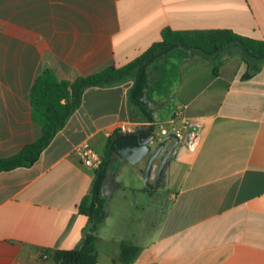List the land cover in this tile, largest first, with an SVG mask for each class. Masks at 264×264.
Wrapping results in <instances>:
<instances>
[{
	"label": "crops",
	"instance_id": "0c3cea01",
	"mask_svg": "<svg viewBox=\"0 0 264 264\" xmlns=\"http://www.w3.org/2000/svg\"><path fill=\"white\" fill-rule=\"evenodd\" d=\"M162 27L264 39V0H0V156L38 134L29 88L40 68L72 79L120 66ZM134 70L83 88L31 163L0 170V264H53L52 249L81 242L90 219L77 204L94 169L74 153L78 143L103 157L108 135L123 134L120 123L164 121L176 108L197 125L198 145L179 141L154 187L142 180L144 159L109 153L94 264H264V59L247 64L235 45L210 56L168 48L143 70L139 99L151 119L130 112ZM122 241L138 246L128 262L117 259Z\"/></svg>",
	"mask_w": 264,
	"mask_h": 264
},
{
	"label": "trees",
	"instance_id": "16d2710c",
	"mask_svg": "<svg viewBox=\"0 0 264 264\" xmlns=\"http://www.w3.org/2000/svg\"><path fill=\"white\" fill-rule=\"evenodd\" d=\"M174 45L194 49L206 56L213 55L228 45H235L243 54L247 64L259 63L264 59V39L239 34L228 28L171 29L162 27L158 40L153 41L134 58L117 67L104 65L91 72L67 79L57 78L51 68L44 66L37 71L29 88L30 118L37 127L38 134L15 152L0 156V170L31 163L53 133L62 126L68 115L78 106L83 88L121 80L133 68L135 69L132 74L133 81L128 88L130 112L134 108L142 112L146 118L151 119L139 99L145 86L144 66ZM212 70H216L215 65L212 66ZM252 71L253 69L249 68L243 76H248ZM116 134L117 132L113 131L108 135L105 153L98 167L94 169L90 189L77 204L78 211L89 217V228L77 247L52 249L49 256L53 264H94L96 261L95 229L103 220L106 212L100 198V186L108 155L115 150ZM137 249L138 246L135 244L120 242L117 259L121 262H128L134 257Z\"/></svg>",
	"mask_w": 264,
	"mask_h": 264
},
{
	"label": "water",
	"instance_id": "95a60500",
	"mask_svg": "<svg viewBox=\"0 0 264 264\" xmlns=\"http://www.w3.org/2000/svg\"><path fill=\"white\" fill-rule=\"evenodd\" d=\"M140 129L118 135L114 139V145L120 155L128 162H136L144 159L142 180L147 187H154L162 173V170L170 155L175 152L178 138L173 133H167L161 140L157 141L152 130H145L141 124ZM158 158L154 178L148 181V175L153 161Z\"/></svg>",
	"mask_w": 264,
	"mask_h": 264
},
{
	"label": "built area",
	"instance_id": "2783aa9c",
	"mask_svg": "<svg viewBox=\"0 0 264 264\" xmlns=\"http://www.w3.org/2000/svg\"><path fill=\"white\" fill-rule=\"evenodd\" d=\"M145 128H149L154 132L157 141L161 140L167 133H173L177 136L178 142L183 141L184 145L193 150L198 145L199 136L197 125L191 122L182 112L181 108H176L164 121L149 120L145 124ZM140 124L120 123L118 129L123 133H131L139 130ZM79 161L87 167L95 169L101 161V155L96 152L87 141L78 143L74 149Z\"/></svg>",
	"mask_w": 264,
	"mask_h": 264
}]
</instances>
